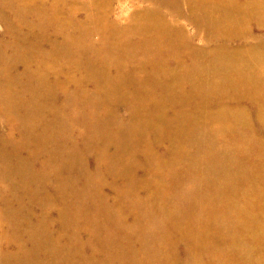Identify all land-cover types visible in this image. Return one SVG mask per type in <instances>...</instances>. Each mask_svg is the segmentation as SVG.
Returning <instances> with one entry per match:
<instances>
[{
	"label": "bare ground",
	"instance_id": "bare-ground-1",
	"mask_svg": "<svg viewBox=\"0 0 264 264\" xmlns=\"http://www.w3.org/2000/svg\"><path fill=\"white\" fill-rule=\"evenodd\" d=\"M184 1L190 19L195 24L199 22L197 11L203 14L200 19L203 24L199 27L205 28L207 31V42L220 41V39L229 41L236 34L244 33L247 23L252 20H264V0H242L243 2L239 3L236 0ZM7 2H14V0H3L4 7L7 6ZM141 2H150L156 6L159 5L157 7L160 8L169 6V9L175 11L173 12L175 15H180L183 12L180 7L181 0H141ZM19 4L21 11L20 14H16L17 24L15 22V25H12L18 42L11 47V50L17 58L21 56L28 65L34 59L36 60L37 56H46L44 52L36 50V46L39 45H33L28 40L32 37L34 41L41 43L51 38L41 28V25L47 21L48 14L43 13L42 9L37 11L32 8H38L36 0L19 2ZM102 4L101 0H95L87 7L98 13ZM156 6L155 10L148 9L133 15L127 28L109 31L104 27V32L98 33V36L95 37L96 41L91 42L89 41L91 38L86 39L88 41L82 44V49L80 47L77 49L80 51L78 52L80 55L91 53L88 64L86 63L78 71L81 73V78L90 79L95 89L103 94L100 99H95L80 90L81 79L75 82L69 81L70 78L68 82L58 79L52 85L42 75L26 73L21 76L22 81L14 84V80L17 78L4 73L7 68V53L0 46V112L6 121L8 115V122L11 125L23 126L24 130L21 131L22 136L15 142H7L11 141L7 138L0 140V178L6 180L8 191V194L0 199V238H2L0 241L3 240L7 246L13 244L17 247L16 250H7L6 252L0 247V264H48L45 263L46 259L51 264H59L58 262L62 264L63 262L64 264H96L79 258L76 253L77 249L71 244V238L60 237L57 234V231L62 228L61 231L67 230L70 222H72V226H75L76 218L69 223H62L56 231L49 230L46 226V218L49 214L44 208L48 202L54 200L56 204V200L62 197L63 202L68 200L67 197L72 198L73 202L86 198L90 203V212H96L95 201L99 198L97 185L103 182V173H86L83 164L79 162L83 173H79L78 177L84 178L90 187L87 184V190L74 188V177L77 176L75 168L77 153L74 150L73 138L71 141L67 135H69V126L74 127L75 121L79 123V120H82V124H78L74 130L79 132V134L77 133L78 139L89 144L86 148L94 147L97 167L105 170V173L111 176L114 182L118 179L125 180L131 176L129 167L132 164L136 165L133 155L141 152L144 156L142 162L147 168H145L144 178L137 183L151 189V192L148 191L144 194V200L151 204L152 199H161L165 204L157 209L153 205L147 207L148 210H152L151 212H157V215L154 216V213H146L145 208L131 200L130 193L137 183H127L128 179H126L124 184L111 185L116 194L114 199L127 205L125 210L131 214L134 223L131 227L122 225V228H119L117 214H110L109 212H114V210L107 206L103 207L105 208L104 214L108 216L106 224L103 225L102 222H96L93 219L86 221V228L90 234L94 235L103 229L106 232L114 233L116 241L112 239L108 241L109 235L107 242L103 236L97 239L99 241L97 243L104 240V243L111 245L109 250L102 248L105 264L118 262L127 264L133 261L139 264L142 258L145 260L164 256L165 240L163 242L160 238V229L150 225L157 222V218H160V223L161 221L166 222V219L169 218L172 223H177V228L182 227V230L193 231L195 235L192 242L195 245L198 243L200 246H205L204 250L213 252L210 261L215 264H264V218L260 217L261 207L264 209V174L247 180V174L252 177L256 173L252 171L250 174L249 172L253 166L256 171L264 169V143L258 147L263 152L262 158L252 165L250 162L246 163L236 158L234 156L236 150L225 155L224 151H217L211 145H206V142L204 144V138L200 140L201 137L198 138L195 134V130L201 128L204 118L205 120L214 118V120L223 122L226 127H230L235 135H239L240 129L249 125L250 117L238 108H233L230 112L222 110L217 113V117L196 112L191 115L174 114L166 117L160 113L166 103L184 101V98L187 97L186 92L222 89L227 93L233 91L240 97L247 94L258 100L260 104H258L256 118L264 125V44L254 45L245 50H235L237 53L225 50L226 47L222 45L203 50L192 49L191 43L180 31L175 32L167 26ZM51 7L54 8L52 11H57L55 9L57 1L52 0ZM25 9H31L35 13L29 21L26 19L29 18L30 13H25ZM2 15L0 14V17ZM59 15L54 12L50 16L56 18L55 25L50 29L62 37L63 51L68 56L69 48L74 50L79 46L76 37L82 32H80V27L67 23L62 20L63 15L61 17ZM95 15L92 16L95 17ZM97 15L99 16L100 13ZM4 20L7 21V18ZM27 22V25H23ZM96 22L97 19L90 18L89 25ZM21 24L22 27L26 26L28 30L32 31L30 35H22L19 27L16 26H21ZM90 27H84V31L87 29V35H90ZM76 32H80V34L75 35ZM86 32L82 34H86ZM183 38L185 43L181 42ZM180 48L184 52L185 63H175L173 67H165L160 63L158 66H151L147 70V73L153 74L151 76L153 81L150 84L145 77L147 73H143V67L139 64L149 59H161L160 61L166 64L165 59L179 55ZM80 55L79 60L81 59ZM130 55H133L134 64H136L132 73L124 72L123 68H119L115 75H107L106 67H102V69L95 67L91 61V57H95L94 61L102 66L112 56L126 59ZM65 60L68 59H65L64 56L63 61L65 62ZM85 61L87 62V59ZM120 65L118 66L120 67ZM76 79L74 78V80ZM69 84L74 87L73 91L68 87ZM12 85L15 88L19 87V90L24 92V98L26 94L30 93L29 97L20 102V95L23 93H18L15 97L14 93L10 91ZM53 88H61L60 91L64 95L59 106L53 105L49 99ZM39 92L41 93L39 94ZM16 98L24 108L23 113L16 110L20 107L19 104L12 107ZM114 98L122 100L128 107L136 108L133 113L128 115L127 122L123 127L122 125L118 127L116 132L105 128L107 126L106 109L112 108V99ZM128 98H130V102ZM187 99L189 98L187 97L185 101ZM77 107L84 109L85 112H75L74 108ZM46 112L48 115L45 114ZM33 115L40 117V132L32 134L29 129L26 130L27 127L21 122V118L23 119V116L26 119L32 118ZM51 120L53 121L51 122ZM57 123H59L58 126ZM102 127L105 130L101 129ZM70 133L73 135V131ZM52 134H55L54 137L57 139L54 146L57 150L48 143L52 139ZM146 134L148 136L150 134L155 142L161 141L169 144L163 156H160L162 158L155 156L153 149L152 152L150 151L149 147L152 146V143L146 141ZM26 144L27 146L34 145L36 152L43 156L37 174L28 173V166L19 157L21 152L19 147ZM111 148H113V153L110 154L108 149L111 150ZM187 148L195 150L190 155V166L185 167L182 163L187 155ZM201 152L206 153L207 160L197 156ZM20 168L22 170H19ZM45 168L53 174H42V177H37L36 175L46 171ZM24 169L26 171H23ZM48 176L50 177L49 181L51 182L52 178L53 182L52 196L40 194L43 185L41 181ZM245 181L247 186H244ZM188 182L193 184L190 192L185 190V185ZM248 193L255 195V198L258 196L259 199L252 204L246 198V195L249 197ZM182 200L186 203V205L184 204L185 211L172 209L177 202ZM65 204L68 203L63 205ZM72 206L71 203L69 207H65V218L73 215ZM74 206L77 207L76 204ZM152 221L154 222L152 223ZM148 224L151 228H147ZM100 227L101 230L98 229ZM162 229L169 230L164 226ZM117 233L129 236L130 246L137 245V249H126L124 253L120 249H113L118 243ZM19 237H26L27 241H18ZM156 239H158L157 243ZM233 246L237 254H233L229 259L220 257V253L227 248H231L230 252L228 251L231 253ZM93 251L94 249H92ZM96 251L98 252V250ZM41 255L44 257L42 258ZM59 258L62 260L57 261ZM196 260L191 258V263ZM170 262L171 260L167 257L161 264H170Z\"/></svg>",
	"mask_w": 264,
	"mask_h": 264
},
{
	"label": "rangeland",
	"instance_id": "rangeland-1",
	"mask_svg": "<svg viewBox=\"0 0 264 264\" xmlns=\"http://www.w3.org/2000/svg\"><path fill=\"white\" fill-rule=\"evenodd\" d=\"M30 1L32 0H14V2H7V6L4 7L3 0H0V14H3L2 15L3 18L2 16L0 17V46H2V50H5V52L7 53V68L5 69L4 73L17 78L16 80H14L15 81L14 84L16 82L22 81L21 76H24L26 73H33V74L36 73L37 75H42L43 78L47 79L48 82L52 85L55 82V80H58V79L62 82L64 81L68 82L69 78H70L69 81L71 82L72 81L75 82L81 79L80 90L82 92L84 91L88 93L89 96H93L95 99L102 98L103 94L99 93V91L95 89L94 84L92 83L90 79L81 78L82 77L80 75L81 73H79L78 71L79 68L84 67L86 63L88 64L91 53L86 54V55L84 54L80 55L78 54V52L80 51L77 49L79 47L82 49V44L88 41L86 39L91 38L89 41L91 42L96 41L95 37L98 36L97 35L98 33L104 32V27L108 28L109 31L110 30H122L124 28H127L129 27V24L131 23V18L133 17V15H136V13L138 14V13L145 12V10H148V9L155 10V6H156L153 3L151 4L150 2L149 3L141 2V0H101L103 4L99 7L98 13H96V11H93L92 8L87 7L88 4H91L95 0H55L57 1V8L55 7L57 11H52L54 9L51 7L52 0H36L38 8H35V7H32V8L37 9V11H39V9L40 10L42 9L41 11H43V13L48 14L47 16L48 18L46 17L47 21L41 25V28L46 33H48V36H50L51 38L40 43V42L34 41V39L30 37L28 41H30L33 45H39V46H36V50L38 49L41 52H44L46 56L44 57L42 55H39L37 56L36 60L34 59V61H32L31 63L27 65L26 62L22 60L21 56L17 58L11 50V47L14 44H16V42H18L16 39V36L13 33L14 30H12V27H13L12 25H15V22L17 24L18 18L16 17V14H20V11H21L20 9L21 5L19 4V2L21 3V2H30ZM105 1L107 2V4ZM236 1L238 3L243 2L242 0H236ZM157 6L156 8H159L162 20H165L167 26L175 30V32L180 31L186 37V40L191 43V46L193 47L192 49L203 50V49L212 48L216 45L218 46L222 45L223 47H226L225 50L237 53V51L235 50H238V51L245 50L254 45L264 44V20H259V21L252 20V22L247 23L245 25L244 33L240 32L236 34L229 41H224L225 39L224 40L220 39V41L207 42V38H208L207 31L205 30V28L201 29L199 27L201 24H203V22L200 21L201 16L203 15L200 13V11L199 12L197 11L199 22L198 24H195V22L190 19V15L188 14V11L186 9V3L184 0H181L180 2V7L183 11V12L181 11L182 13L180 15L178 14L175 15V13H173L175 11L169 9V6H163L162 8L157 7ZM31 12H32L31 9L29 10L25 9V13H30L29 18L28 19L25 18L28 21L31 20L32 17H34L35 13L34 12L31 13ZM54 12H57L58 14H60L59 15L60 17L61 15H63L62 20H65L67 23L69 24L72 23V25H77L78 27H80V32L82 33L86 32L87 30L86 29L84 31V27L88 28V26H91L89 30L90 35H87V32H86V34L81 33V35L76 37L78 39L76 41L78 42L79 46L76 48L74 47L75 48L74 50L69 48L68 56H66V54H64L65 52L63 51L62 37H60L57 33H55L54 31L50 29L51 27H53V25H55L56 18L50 17L52 16ZM99 13L100 15L98 16L97 14ZM92 15H95V17ZM5 17L7 18V21L4 20L6 19ZM90 18L97 19V22L93 25H89ZM27 24L28 22L23 25H27ZM10 25H11V28H9ZM23 25L21 24V26L19 25H16V26L19 27V30L22 32V35H27V34L30 35L32 31L28 30L26 26L22 27ZM17 27H15V29H17ZM80 32H76L75 35H77L78 33L80 34ZM184 41L185 40L183 38L181 42L185 43ZM70 55L72 57H69ZM79 55L81 56L80 60H79ZM64 56H65V59H68V60H65V62L63 61ZM85 59H87V62L85 61ZM184 59H185L184 52L180 48L179 55H175V56L165 59L167 61L166 64L162 63V61H160L161 59H158V60L149 59L148 61H144L143 63H140L139 65L143 67L142 69L143 73H147V70H149L151 66H158V64L160 63V64H164L165 67L166 66L173 67L175 66V63H180V62L185 63ZM94 60H95V57H91V61L93 62L95 67H100L101 69L102 67L107 68L105 70V73L107 75L108 74L115 75L118 72L119 68L120 69L123 68L122 71L124 72L129 71V73H132V71H134L133 69L134 65L136 66V64H134L133 55L132 56L130 55L126 59H120V58H116L112 56L108 58L102 66L97 61L95 62ZM118 65H120V67ZM2 66L4 67V65ZM152 75L153 74L151 73L150 74L147 73V76L145 75V77L148 79L150 84H152V81H153L151 80ZM74 78H77V79L74 80ZM68 87L70 88L71 91H73L74 87L71 84H69ZM10 89H11L10 91L14 93L15 97H17L18 93H23L20 95V100H19L20 102L24 101L30 95V93H28L25 95V98H24L23 97L24 92L20 91L19 87L15 88L14 85H12ZM60 89L61 88H56V89L53 88V93L49 98L51 99V102L55 106H59L60 100L64 98V95L60 91ZM40 93L41 92H39V94ZM186 96L189 98L186 101L185 99L187 97L184 98V101L182 102L178 101V102H173L170 104L166 103L163 109L160 111V113L161 114L163 113V115L166 117L172 116L174 114L191 115L195 112L202 113L203 115L210 114L212 115V117L215 115L217 117V113L221 112L222 110H224L225 112H230L231 110H233V108L242 109L247 114V116L250 117V121H249V125H245L243 128L240 129L239 135H235L234 131L230 127L229 128L226 127L225 124L219 120H214V118H208L205 120L204 118L203 123L201 124V128H197V130H195L196 137L198 138L201 137L200 140L204 138L203 140L204 144L206 142V145L207 144L211 145L212 147L215 148V150L224 151L225 155H227V153L230 154L236 150V155L233 154L234 156H236V158H239L241 159V161L243 162L245 161L246 163L250 162L252 165L255 164V162L257 163L259 158H262L263 152L260 151L258 147L262 143H264V125L261 124V122L256 118L258 104H260L258 100H256L254 97H250V95H247V94L243 95L244 97H240V95L234 94L233 91L227 93L226 91L222 89L210 90V91H205V92L203 90H196L195 92L189 91V92H186ZM129 100L130 98H128V101ZM19 101H17V98H16V102L15 103L13 102L12 107H16L19 104ZM112 101H113L112 108L110 110H108V108L106 109L107 126L105 128L109 130L111 129L110 131L116 132L118 127H121V125L123 127V125L127 122L126 119L128 115L133 113V111H135L136 108L135 107L133 108L132 106H129V107L126 106V104L122 102V100L117 99V98L112 99ZM19 106L20 107H18V109L16 108V110H18V112L20 113H23L24 108H22L20 104ZM84 106L87 107L85 104ZM74 109L76 110L75 112L77 111H81L82 113L85 112L84 109H81L78 107ZM45 114L48 115L47 112ZM152 114H155V113H152ZM39 119H40L39 115H33L32 118H27V119L25 116H23V119L21 118L22 120L21 122L25 124V127H27L26 130L29 129L31 133L33 134V133L40 132ZM8 120H9L8 115H7V121H6L5 117L2 116V112H0V140L7 138V140L8 139L11 140L7 142H15L22 136L21 131H24L22 129L23 126L19 127L18 125H15V124L11 125L8 122ZM52 121L53 120H51V122ZM78 122L79 123L75 121L74 127L69 126V130H68L69 135H67L71 141L73 138V145L75 148L74 150H75V153H77L75 157L76 158L75 162L77 161L76 167H75L77 171L76 172L77 176L74 177L75 178L74 188L84 189V190H87L88 188L86 187L88 183L85 182L84 178L78 177L79 173L81 172L83 173V171L79 167V162L83 164V169L84 171H86V173H91V174L98 173V172L103 173V176H102L103 182L97 185L99 189V191H97L99 194V198L95 201L96 212L94 213L90 212V209H91L90 203L88 202L86 198L79 200L77 202H73V200H71L72 198L70 199L69 197H67L69 201L64 199L65 201L63 202L62 201L63 197H62L56 200V204L54 200L50 201V203H54V204H50L48 202L47 203L48 205L44 208L49 214V216H47L46 218V226L48 227L49 230L52 229L53 231H56L57 228L61 227L62 223L64 224L69 223L70 221H73L76 218L77 220H76L75 226H72V222H70L67 230L61 231L63 229L62 228L60 230L61 232L57 231V234L60 235V237H70L71 238V244H73V246L77 249L76 253L79 258L85 261L87 260V261L96 263V264L99 262H100L99 264H105L106 263L104 259L105 255L103 254L102 248H104L105 250L107 249L109 250V248H111V245L106 244V242H107L108 235H109L108 241L109 239L116 241L114 233L106 232L104 231V229L101 230V227H100L98 229L101 231L96 232V234L94 235L90 234L88 232V229L86 228V221L93 219L96 222H102L103 225L106 224V219L108 218V216L104 214L105 208L103 207L107 206V207H111L114 210V212H109L110 214L112 215L113 213L117 214V225L119 228H122V225L125 227H129V226L131 227V225L134 222L132 220L131 214H129L127 210H125L126 209L125 207H127V205L126 204L124 205L120 203L119 200L114 199V196L116 194H115V190L112 188L111 185L124 184V181L126 179H128L127 183H137L139 182V180L144 178L145 176L144 173L146 171L145 168L147 167L142 162V159L144 158V156L142 155L141 152H137L133 155V159L135 160L136 165L132 164L131 167H129V171L131 174L130 178H126L125 180L118 179L116 182H114L113 178L111 176H108L107 173H105V170L96 166V162H95L96 151L94 147L86 148V146L89 144L88 143L85 144L82 139H78L77 135L79 134V132L77 130L75 131L74 128L78 126V124H82L81 123L82 120L81 121L79 120ZM58 124L59 123H57V126ZM105 128L102 127L101 129L105 130ZM72 131H73V135L72 133H70ZM54 135L55 134H52V139L48 141V143L51 144V146H53V149L55 148L54 146H55V143L57 142V139L56 137H54ZM149 136L146 134L145 138H146V141H148L149 143L150 142L152 143V146L149 147L150 151L152 152V149H153L154 155L157 156L158 158H162L160 156L161 155L163 156L165 151L168 149L169 144L167 145L166 143H162L161 141L155 142V139L152 136L150 137ZM203 141H202V144H203ZM31 145L27 146L26 144V145L20 146L19 149H21V152L19 153V157L21 158V161L26 166H28L29 168L27 169L28 173L33 172V174L34 173L37 174V172L39 171L38 167H40V163L43 160V156L40 155V153L36 152V148L34 145H33L34 147ZM9 148L10 147L8 146V149ZM55 150L57 149L55 148ZM186 150H187L186 152L187 155L185 156L184 162L182 164H184L183 166L188 167L190 166L189 164L191 160L190 155L193 153L195 149L192 150L191 148H187ZM108 151L110 154L113 153V148H111V150L108 149ZM197 156L198 157L201 156L202 158L206 160L208 158L205 152L198 153ZM253 167L251 168L250 166L251 169L249 168L250 169L249 172L250 174L252 171L256 173L252 177L247 174V180H249V178L255 179L256 176L260 177V174H262V176L264 174V169L262 170L258 169L256 171L254 170ZM19 170H22V169L20 168ZM45 170L46 171H43L41 174H39L40 176L39 175H36V176L40 178L42 177V174H45V175L53 174V172L52 173L50 171L48 172L46 168ZM23 171H26V170L24 169ZM259 171H261L262 173ZM49 179H50L49 176L47 178L42 179L41 182L43 185L41 188L42 189L41 190L42 192L40 193L41 195L45 194L48 196H52L54 192V190L52 189L53 182H52V178H51V182L49 181ZM168 186L171 187V185H168ZM244 186H247L246 181L244 183ZM192 187H193V184L188 182L185 185L186 192H190ZM148 191L151 192V189L148 188L147 186L142 187L140 184L137 183L136 185L133 186L132 193H130V195L132 196L131 200L134 201V203L136 204L139 203V206L141 205L142 208H145L146 213L147 212H149L150 214L154 213V216H156L157 212L154 209L153 210L155 212H151L152 210H148L147 207L153 205V207L157 209L158 207H163V205L165 204L164 202H162L161 199H152L150 202L151 204H148L144 200V197H143L144 194ZM7 194H8L7 182L4 178H0V199L2 197H5ZM248 194H249V197L246 195V198L252 204H254L256 200L259 199L258 196H256L255 198V195H250V193ZM64 203H68V204L63 205ZM71 203L73 204V206L71 207V210L73 211L71 212L73 215L74 214L75 215L74 216L72 215L73 217L68 216L67 218H65L66 217L65 207L66 206L69 207V204ZM75 204L77 205L76 208L74 206ZM184 204L186 205L184 200H182L181 202H177L172 207V209H176L179 211H185ZM33 208L30 207V209H33ZM263 210L264 209H262L261 207L260 217L264 218ZM36 215L38 216L39 212L36 213ZM156 220L157 222L153 223L154 221H152L153 224H150V225L153 228L155 227L156 229H160V233H161L160 238L162 239V241L165 240V245H164L165 255L161 257L158 256L155 259L151 258V259L143 260L142 258V261H140L139 264H143V263L161 264L162 261H164V258L166 260L167 257H169V259L171 260L170 264H215V262L210 261L211 259L210 256H212L213 252L204 250L205 246H200V244L198 243H196L195 245L194 242H192L194 241L193 238L195 235L193 231H190L187 229L182 230V227L177 228L176 226L177 223H172L171 219L169 220V218L166 219V222L161 221V223L159 221L160 218H157ZM3 223L5 226H7L5 221H3ZM151 226H149L148 224L147 228H151ZM162 226H164L165 228H168L169 230L164 231L162 229ZM0 227H1V223H0ZM122 231L124 233L125 230L123 229ZM118 234L119 233H117L118 243L117 245H115V248H113L112 246L113 249L115 250L120 249L123 253L126 251V249H137V245H135V247H133V245L130 246L131 242H130L129 236L124 235V234L122 235L121 234L118 235ZM100 236H103L105 238V241H106L105 243H104V240L101 243H97L99 242L97 239ZM19 240H22L25 242L27 241L26 237L25 238L19 237L18 241ZM157 242H158V239H156V243ZM128 245L130 246V248ZM0 247H1V250H3L4 252H6L7 250L11 251V250L17 249V247L13 244L12 245L9 244L7 246V244H5L3 240L0 241ZM92 249H94L93 252H92ZM96 250H98V252ZM229 250H231V248H227L226 250H223L224 252L220 253V257L229 259L233 254H237L235 252L236 249L234 248V246L232 249V251L234 250L233 252L231 251V253H228ZM121 251L119 252V254L121 253ZM141 256L143 257L144 255L142 254ZM152 256L154 255L152 254ZM41 257L43 258L44 255H41ZM191 258L197 259L196 262L191 263ZM60 259L62 260V258H59L57 259V261H60ZM46 262L48 264H51V262L47 261V259L45 263ZM58 263L62 264L60 262ZM116 264H120V263L118 262ZM127 264H138V262L133 261Z\"/></svg>",
	"mask_w": 264,
	"mask_h": 264
}]
</instances>
